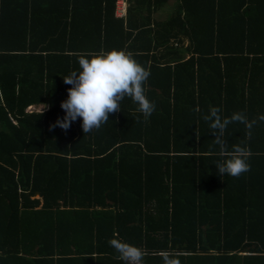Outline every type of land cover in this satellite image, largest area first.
I'll return each mask as SVG.
<instances>
[{
  "label": "trees",
  "instance_id": "trees-1",
  "mask_svg": "<svg viewBox=\"0 0 264 264\" xmlns=\"http://www.w3.org/2000/svg\"><path fill=\"white\" fill-rule=\"evenodd\" d=\"M111 49L150 71L155 111L50 128L78 57ZM213 107L255 121L224 153ZM238 147L250 170L220 177ZM110 239L136 264H264V0H0V264H134Z\"/></svg>",
  "mask_w": 264,
  "mask_h": 264
},
{
  "label": "clouds",
  "instance_id": "clouds-1",
  "mask_svg": "<svg viewBox=\"0 0 264 264\" xmlns=\"http://www.w3.org/2000/svg\"><path fill=\"white\" fill-rule=\"evenodd\" d=\"M79 69L64 76V83L71 85L67 89V98L61 101L64 111L50 128L59 127L68 130L78 119L85 134L98 130L109 121V114L121 111V102L125 97L130 98L137 106L143 118L148 119L156 109V104L145 93V82L150 71L135 60L130 52L123 49H111L91 55L78 57ZM46 107V106H45ZM220 107H213L204 115L215 138L214 145L221 153L226 151L225 132L229 124L240 122L251 129L255 121L249 122L241 113L223 117ZM139 119V117H138ZM231 156L215 161L217 173L239 177L250 170L245 149L238 147ZM109 244L127 262H136L142 258V250L120 239H110ZM166 264H179L178 260L165 258Z\"/></svg>",
  "mask_w": 264,
  "mask_h": 264
},
{
  "label": "rangeland",
  "instance_id": "rangeland-1",
  "mask_svg": "<svg viewBox=\"0 0 264 264\" xmlns=\"http://www.w3.org/2000/svg\"><path fill=\"white\" fill-rule=\"evenodd\" d=\"M171 9H172V7L170 5L164 7L163 10H161V12L159 13L158 16L161 19L166 18L169 15V13L171 12ZM42 110H43V107L42 106H38V107L32 106V107L28 108V111H42Z\"/></svg>",
  "mask_w": 264,
  "mask_h": 264
},
{
  "label": "built area",
  "instance_id": "built-area-1",
  "mask_svg": "<svg viewBox=\"0 0 264 264\" xmlns=\"http://www.w3.org/2000/svg\"><path fill=\"white\" fill-rule=\"evenodd\" d=\"M125 10H126V3L124 1H118L116 6V15L123 16L125 14ZM134 264H136V262H134Z\"/></svg>",
  "mask_w": 264,
  "mask_h": 264
}]
</instances>
